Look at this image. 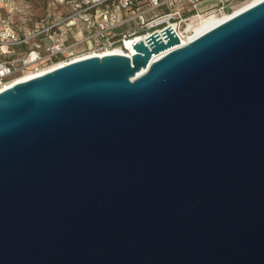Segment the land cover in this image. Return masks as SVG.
<instances>
[{
  "label": "water",
  "instance_id": "95a60500",
  "mask_svg": "<svg viewBox=\"0 0 264 264\" xmlns=\"http://www.w3.org/2000/svg\"><path fill=\"white\" fill-rule=\"evenodd\" d=\"M0 91V264H264V0Z\"/></svg>",
  "mask_w": 264,
  "mask_h": 264
},
{
  "label": "built area",
  "instance_id": "2783aa9c",
  "mask_svg": "<svg viewBox=\"0 0 264 264\" xmlns=\"http://www.w3.org/2000/svg\"><path fill=\"white\" fill-rule=\"evenodd\" d=\"M208 1L213 5L199 8ZM239 1L47 0L48 19L36 22L37 5L0 0V91L56 64L113 50L130 58L129 47L154 33L163 39L160 32L167 27L181 43L201 18L231 13Z\"/></svg>",
  "mask_w": 264,
  "mask_h": 264
},
{
  "label": "bare ground",
  "instance_id": "6f19581e",
  "mask_svg": "<svg viewBox=\"0 0 264 264\" xmlns=\"http://www.w3.org/2000/svg\"><path fill=\"white\" fill-rule=\"evenodd\" d=\"M260 1H262V0H247L246 2L234 7L233 11L230 14L212 13V14L207 15L206 17L201 18L198 21L200 24L195 26V27L193 26L192 35H190L187 38H183L181 43L186 44L188 41L192 40L193 38L197 37L198 35L206 32L207 30H209V29L215 27L216 25L222 23L223 21L227 20L231 16L242 12L243 10L251 7L252 5H254ZM129 48H130V52L134 53L133 48H131V47H129ZM106 54H122V53L118 50H113V51H110ZM99 56H101V55H99ZM62 65L63 64H56V65H53L48 70L41 71L40 73H37V74L32 73V74L24 75V76L20 77L15 83L30 79V78L35 77V76H38L40 74L48 72V71H50L56 67L62 66Z\"/></svg>",
  "mask_w": 264,
  "mask_h": 264
},
{
  "label": "rangeland",
  "instance_id": "374dc122",
  "mask_svg": "<svg viewBox=\"0 0 264 264\" xmlns=\"http://www.w3.org/2000/svg\"><path fill=\"white\" fill-rule=\"evenodd\" d=\"M24 3H26V4H31V3H33V5H37V7H40L38 10H37V12H36V14H41L44 10H45V6L43 7V3L45 2L46 3V1L47 0H22ZM247 0H240L239 2H235L234 4H232V6H233V9H234V7H236L237 5H240V4H242V3H244V2H246ZM213 3H214V1H208V2H204V3H201L200 5H199V8L200 9H204L205 7H207V6H212L213 5ZM0 13H2V10L0 9ZM228 14H230V13H228ZM200 23L197 21V23L194 25V27L195 26H197V25H199ZM192 35V34H191ZM189 37V36H188Z\"/></svg>",
  "mask_w": 264,
  "mask_h": 264
},
{
  "label": "crops",
  "instance_id": "0c3cea01",
  "mask_svg": "<svg viewBox=\"0 0 264 264\" xmlns=\"http://www.w3.org/2000/svg\"><path fill=\"white\" fill-rule=\"evenodd\" d=\"M45 1V0H44ZM43 7L44 6H47V4L44 2L43 4ZM40 7H37V9H36V11H35V13L37 12V10L39 9ZM36 15V17H35V19L34 20H36V22H41V21H46L47 19H48V12H47V10H46V7H45V10L41 13V14H35ZM36 25V23H35V21L34 22H32L31 24H29V26H31V28L32 27H34Z\"/></svg>",
  "mask_w": 264,
  "mask_h": 264
}]
</instances>
